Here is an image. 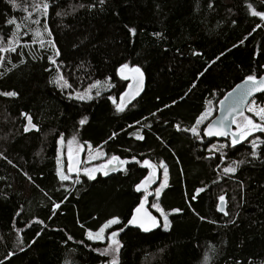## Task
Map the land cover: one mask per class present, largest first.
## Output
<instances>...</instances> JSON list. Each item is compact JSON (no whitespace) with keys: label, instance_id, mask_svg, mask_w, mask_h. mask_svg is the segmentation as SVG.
Wrapping results in <instances>:
<instances>
[{"label":"trees","instance_id":"1","mask_svg":"<svg viewBox=\"0 0 264 264\" xmlns=\"http://www.w3.org/2000/svg\"><path fill=\"white\" fill-rule=\"evenodd\" d=\"M15 2L12 8L0 0V47L15 27L6 21L21 24L16 52L0 53V93H17L0 95V264H104L112 257L97 250L108 243L87 240V231L112 217L122 222L115 230L124 227L140 198L155 199L169 227L161 221L150 233L125 230L118 264H264V143L256 157L250 143L264 141V133L235 147L230 139L219 141L225 147L212 151L205 124L199 138L187 131L208 101L216 112L238 82L264 74V20L252 15L264 12V2L44 0L47 15L33 13L41 23L23 22L24 8L31 11L40 0ZM122 64L140 67L146 84L117 112L128 82L117 72ZM57 68L70 87L50 83ZM97 81L107 84L99 96L95 89L90 100L69 98ZM60 137H76L106 160L115 155L129 163L110 176L96 172L89 180L81 172L78 182L76 175L60 181ZM145 159L168 170L159 198L135 191L149 171ZM230 166L236 171L224 173Z\"/></svg>","mask_w":264,"mask_h":264},{"label":"snow or ice","instance_id":"2","mask_svg":"<svg viewBox=\"0 0 264 264\" xmlns=\"http://www.w3.org/2000/svg\"><path fill=\"white\" fill-rule=\"evenodd\" d=\"M264 2V0H262ZM8 3L11 5L12 8H16L17 4L15 0H8ZM103 3V0H101ZM31 11L29 8H24L25 12H28V16L24 17L23 22H31V23H41L40 20L33 18V13H39L41 16H46L49 8V4L44 2V0H40L39 3H34L30 5ZM249 10H251V5H249ZM252 15L259 16L262 20H264V12H252ZM7 25H14V30L12 32V38L8 39L7 47H0V53L6 52H16V48L13 47L15 43V37L17 33L20 31L21 24L17 23L15 19H8L6 21ZM45 32L48 31L47 24H44ZM259 27V25H257ZM134 29H129V32L134 34ZM51 35V33H48ZM36 36H39L40 33L37 31L35 33ZM156 35H159L157 33ZM48 44L55 50V44L52 41H48ZM41 46H43V41H41ZM55 55H59L58 52L54 53ZM5 56L0 55V61H3ZM48 60L50 63L55 64L56 61L53 56H49ZM23 62V61H22ZM264 67V65H261ZM120 77L124 80H129L131 83L128 85V90L124 92L120 97V103L116 104V111L122 112L124 111V104L126 98L134 97L135 95L139 94V91L143 84V73L138 66L130 67L128 64H122L120 68L117 70ZM50 83H54L57 87L60 88H68L70 85L64 78L59 75V68H57V75L56 77L50 81ZM100 82L97 81L96 84L91 85L90 87H96L97 84ZM259 93V99L264 100V75H247L244 78L243 86L238 84L235 88L232 89L230 93H228L223 100L220 101L221 106V115L218 119L213 120L207 124V126L203 129V136L205 137H226L230 138V146L235 147L237 144L241 143L242 141H246L248 137H251L254 133H264V104H260L257 102L256 98L250 99L254 96V94ZM0 95L14 97L17 95L14 91H8L4 93H0ZM96 95L99 96L100 92L97 91ZM69 98H73V94H69ZM74 98L77 100H90L92 96L89 94V89H86L83 94L77 92L74 94ZM111 100L112 97H109ZM231 101V102H229ZM247 101V102H246ZM115 103V101H113ZM209 105L211 101L208 102ZM227 105V107H225ZM245 112L251 113V116L246 115ZM21 115H24L23 113ZM212 115L211 107H206L205 110L196 118L195 124L187 131H191L193 135H196L199 138L198 127L203 124L208 117ZM28 124L31 125V117H27ZM86 118L81 119L79 123L83 125L85 123ZM232 125H235V128H232ZM32 127H35L32 125ZM25 131L29 130L28 125L24 128ZM137 139H143V137L138 136ZM76 141V137L67 140V172L69 174L76 173L77 182L79 180V175L81 171L83 175L86 176L89 180L94 179V174L96 172H100L103 175H108L110 171H115L118 167L120 170H124L123 166L129 161L119 158L118 156H111L108 158L104 163L99 164L94 167H84L80 168L79 165L82 161L77 157L76 152L81 150V146H77L75 149L73 147L74 142ZM251 155L253 157L257 156V149L259 146L264 143L261 141L259 137L251 142ZM57 144H63V137L57 140ZM91 149V145L88 146ZM221 149L225 147V145L221 144L219 146ZM103 153L101 151L96 152L94 155L89 152V158L91 159H99ZM60 156H61V149L60 147L57 148V171L56 174L59 177L60 181H67L69 180L70 176L68 174H64L60 168ZM223 159V156H221ZM133 161L136 163H140V161H136L135 157L132 158ZM240 163H243L241 161ZM143 166L149 169L148 174L144 176V178L135 185V191L141 192L143 189L145 197L148 195V186L154 182V178L156 176V165L149 162V160H143ZM160 168L164 170V180L161 181L160 187L155 189V195L159 197L161 189L166 186L167 184V176L168 170L164 166L163 162L159 165ZM224 173H234L236 171V167H225L223 169ZM202 191V189H197V192ZM195 199V197H193ZM224 196H220L219 200L221 202L224 201ZM146 199L140 198L139 203L131 209L130 216L126 220V224L124 227L129 225L138 227L140 230L144 232H148L151 229L158 227V219L152 212L146 207ZM58 204H53V209L58 208ZM151 208L155 209L156 212H159L161 217H163V224L164 228L167 229L168 227V217L165 215L164 211L160 208V206L153 202L150 205ZM217 209L219 211H223L222 204L217 205ZM173 211H179L178 209H174ZM227 215V213H225ZM121 220L118 217H112L108 219L105 223L99 226L98 230L93 232L91 230L87 231L86 237L89 241H99L104 242L107 239L108 247L103 248L100 251L102 256H111L112 259L106 264H118L116 259V253L119 251L121 244L120 241L117 239L119 232L123 231V228H117L115 231H111L107 237H105V230L110 229L112 226L121 225ZM39 235V233H37ZM71 239V237H68ZM96 250V249H94ZM207 259V257H205Z\"/></svg>","mask_w":264,"mask_h":264},{"label":"rangeland","instance_id":"3","mask_svg":"<svg viewBox=\"0 0 264 264\" xmlns=\"http://www.w3.org/2000/svg\"><path fill=\"white\" fill-rule=\"evenodd\" d=\"M131 67V66H130ZM129 83H131V81H129L128 80V82H127V87L125 88V90H123L122 91V93L120 94V96H119V103H120V97H121V95L126 91V89L128 88V85H129ZM107 88V84L106 83H100V84H97L96 85V87H89L88 89H89V94L92 96V98L94 97V95H95V89H96V92L97 91H99V90H101V89H106ZM77 92H79V93H81V94H83L85 91H76V92H74V93H72L73 94V97H74V94L75 93H77ZM86 100H88V99H86ZM209 102V101H208ZM258 103H260V104H264V101H261V102H259V101H257ZM207 107H211V109H212V115L214 114V112H215V106H214V104H212V102H211V104L209 105V103H207ZM245 114L246 115H249V116H251V113H247V112H245ZM210 116L211 118L213 117V116ZM210 117H208V120H206L203 124H207V122L211 119ZM203 124H201L200 126H202ZM199 126V127H200ZM199 127H198V133H199ZM204 128H205V126H204ZM192 133V132H191ZM258 133V132H257ZM193 134V133H192ZM254 134H256V133H254ZM59 139H61V137L59 138ZM208 140V139H207ZM210 141H212L211 142V144L208 146V148H210L212 151H215V150H218L219 149V141H223V140H217V139H214V140H210ZM81 146V150L80 151H78V152H76V154H80L82 157H83V163H84V165L85 164H88V167L89 168H91V167H94V166H97V165H99V164H102V163H104L105 161H106V159H105V155L103 154L99 159H91L90 160V158H89V152L91 151V153L94 155L96 152H98V151H101L100 149H89V145H87V144H84V143H81V142H79L77 139H76V141L74 142V145H73V147H74V149L77 147V146ZM58 147H60V149H61V156H60V160H61V163H60V168H61V171L62 172H64V174H68L69 176H70V180H72L73 179V177H72V175L73 174H69L68 172H67V141L63 138V144H61V145H58ZM98 160H103L101 163L98 161ZM83 165V166H84ZM83 168V167H82ZM74 176V175H73ZM167 178H168V176H167ZM164 180V170H163V168H161V172H160V182H159V184L156 186V187H153L152 189H151V191H152V193H153V195H155V189L156 188H158V187H160V184H161V181H163ZM167 181H168V179H167ZM166 186H167V184H166ZM165 186V187H166ZM165 187H163L162 189H161V192H160V194L162 193V191H163V189L165 188ZM151 191H150V193H148V196H150V194H151ZM160 196V195H159ZM155 198H159V197H157L156 195H155ZM153 202H155V203H157L156 202V200L154 199L153 200ZM152 203H150L149 205H151ZM158 204V203H157ZM159 205V204H158ZM151 208V207H150ZM161 208V207H160ZM153 209V208H152ZM162 209V208H161ZM155 212H156V210L155 209H153ZM157 214H158V217H159V219H161V221L163 222V217H161V215H160V213L159 212H156ZM166 215V214H165ZM163 226H164V224H163ZM168 227H169V222H168ZM168 227H167V229H168ZM115 226H112L110 229H106L105 230V237H107V235L111 232V231H115ZM89 231V230H88ZM93 232H95V231H93ZM104 242H107V239H105L104 240ZM104 264H106V263H104Z\"/></svg>","mask_w":264,"mask_h":264},{"label":"water","instance_id":"4","mask_svg":"<svg viewBox=\"0 0 264 264\" xmlns=\"http://www.w3.org/2000/svg\"><path fill=\"white\" fill-rule=\"evenodd\" d=\"M141 71H142V70H141ZM142 73H143V71H142ZM262 75H264V74H262ZM145 83H146V80H145V75H144V73H143V84H142V87H141V89H140V91H139V94H138V95H135L134 97H131V98H126V100H125V104H128V103L132 102L136 97H138L140 94L143 93L144 88H145ZM243 83H244V79L241 80L240 82H238L236 85L240 84V85L243 86ZM236 85H235L233 88H235ZM233 88H232V89H233ZM232 89L229 90L228 92H226V94H225V95L219 100V102L217 103L216 112H215L214 116H213V117L207 122V124H208L209 122H211V121L216 120V119L219 118V116L221 115L220 101L223 100V99L225 98V96H226L228 93H230V92L232 91ZM127 90H128V88L126 89V91H127ZM126 91H125V92H126ZM258 95H260V94H259V93H256V94H254V96H253L252 98H250V99L256 98ZM229 102H231V101H229ZM246 102H247V101H246ZM125 104H124V105H125ZM225 107H227V105H225ZM207 124L205 125V127L207 126ZM232 128L234 129V128H235V125H232ZM204 137H205V136H204ZM205 138L208 139V140H214V139H217V140H226V139H230V138H226V137H205ZM76 155H77V157L82 161V163L79 165V167L82 168L83 165H84V163H83V157H82L80 154H76ZM123 167H124V166H123ZM119 171H120V168L118 167L115 171H110V172L108 173V175H104V176H110V175H112V174H114V173H117V172H119ZM81 172H82V171H81ZM71 174L76 175V173H71ZM80 174H81V173H80ZM159 182H160V173H159V171L156 169V176H155V178H154V182L151 183V184L148 186V189H147V190L150 191L153 187H156V186L159 184ZM141 191H143V189H142ZM146 201H147V200H146ZM224 203H225L224 201H223V202H220V204H222V206H223V211H220L221 213L224 212ZM146 207H148V203H146ZM148 208H149V207H148ZM149 210L152 212L153 215H155V216L157 217V215H156V214H155L150 208H149ZM157 219H158V217H157ZM158 222H159V219H158ZM159 227H160V223H158V227H157V228L151 229V230L148 231V232H144V231L140 230L138 227H135V226L129 225V226H127V227H123V231L119 232V234H118V236H117V239H118L119 235H120L121 233L125 232V230H127L128 228H135V229L140 230V231L143 232V233H150V232H153V231L157 230Z\"/></svg>","mask_w":264,"mask_h":264},{"label":"bare ground","instance_id":"5","mask_svg":"<svg viewBox=\"0 0 264 264\" xmlns=\"http://www.w3.org/2000/svg\"><path fill=\"white\" fill-rule=\"evenodd\" d=\"M146 80V79H145ZM146 84V83H145ZM259 96V95H258ZM257 96V97H258ZM257 97H256V99H257ZM158 170V169H157ZM159 171V170H158ZM159 173H160V171H159ZM221 202V201H220ZM220 202H219V204H220ZM225 202V201H224ZM148 207L150 208V205L148 204ZM224 211H225V208H224ZM159 223H160V226H161V220H159ZM123 228V227H122ZM122 234V233H121ZM120 236V235H119Z\"/></svg>","mask_w":264,"mask_h":264}]
</instances>
